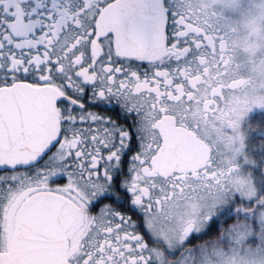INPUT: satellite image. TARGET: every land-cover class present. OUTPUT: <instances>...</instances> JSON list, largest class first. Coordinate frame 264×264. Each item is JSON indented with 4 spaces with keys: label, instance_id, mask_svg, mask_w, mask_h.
<instances>
[{
    "label": "snow or ice",
    "instance_id": "snow-or-ice-1",
    "mask_svg": "<svg viewBox=\"0 0 264 264\" xmlns=\"http://www.w3.org/2000/svg\"><path fill=\"white\" fill-rule=\"evenodd\" d=\"M228 65L190 0H0V264H43L49 246L50 264H256L246 230L230 251L192 246L219 231L201 205L233 183L264 231V193L185 139L241 83Z\"/></svg>",
    "mask_w": 264,
    "mask_h": 264
},
{
    "label": "rangeland",
    "instance_id": "rangeland-1",
    "mask_svg": "<svg viewBox=\"0 0 264 264\" xmlns=\"http://www.w3.org/2000/svg\"><path fill=\"white\" fill-rule=\"evenodd\" d=\"M220 5L222 8L224 5L227 6L226 10L222 9V11L236 29V43L241 61L249 72L254 84L253 89L256 91L250 98L246 110H243V114L238 112L233 118V123L239 128L246 126L256 113L264 114V0H221ZM260 125H257L259 131L254 127L250 129L246 126L248 130L242 131V138H233L229 142L221 143V140L212 134L202 135L204 141L215 148L213 156L215 165L219 161L229 171L234 170L231 179L242 182L256 193H264V145L256 143L258 136L264 138V123ZM233 192L236 193L235 196ZM242 195L244 194L238 190L237 184L233 183L224 193L212 196L201 205L203 209L201 220L209 216L217 219L223 212L235 217L234 222L223 232L228 239L224 243L219 241L215 243L217 253L230 251L233 247L230 241L245 230L250 233V238L240 245L245 252L255 254L258 249L264 248V231L259 227L258 215H244L245 212L251 213L255 208V200L249 202V198L244 195L242 199ZM256 199H264V196H258ZM230 227L234 228V233L229 232ZM211 252L212 250H209V254ZM221 258L227 259L217 256L210 261V264H218ZM250 258L254 259L256 264H264V255H252Z\"/></svg>",
    "mask_w": 264,
    "mask_h": 264
},
{
    "label": "flooded vegetation",
    "instance_id": "flooded-vegetation-1",
    "mask_svg": "<svg viewBox=\"0 0 264 264\" xmlns=\"http://www.w3.org/2000/svg\"><path fill=\"white\" fill-rule=\"evenodd\" d=\"M220 2L221 0H190L192 7L199 14L200 21L209 27H214L218 30H221L225 36V42L227 45V58L229 60V65L225 70L227 74L223 78L225 86L235 82H241L234 90H226V99L220 105L219 110L216 111L215 114L209 112L203 116L200 121L201 127L199 129H197L195 123H191L189 127L185 129L186 131L195 134L198 139L205 142L206 144L207 142L204 141L202 135L205 136V134H208V132L221 140V143L229 142V140L232 141L233 138H242V127H236V124L233 123V118L238 112L243 114V110L245 111L246 107L249 105L248 102L250 98H252V95L256 93V91L253 89L254 84L252 83L249 72L246 71L244 63L241 61L240 53L236 43V29L226 13L222 11V9L226 10L227 6L224 5L222 8ZM143 67L144 66H141V70H143ZM87 110L91 112H97L105 117L112 116L114 119L116 118L115 113L110 110H105L104 106L99 108L95 106H89ZM205 122H207V129L204 128ZM119 123L123 124L124 121L120 120ZM207 145L210 147L211 155L213 157L215 155V148L209 144ZM214 170H222L225 173L229 172L228 168L223 166L221 162L219 163V161L216 163V165L214 164ZM11 175L12 173L10 170L0 169V187H6L10 183ZM64 182L65 181H58L57 183L63 184ZM56 186L57 184H52V187ZM196 186L199 187L198 184ZM227 189L228 188L224 189V192ZM212 191L215 193L216 189L213 188ZM205 195L208 194L205 193ZM114 207L119 206L114 205ZM127 214L131 216L133 221L136 220L135 212H129ZM229 218L230 216L223 219L222 221H226ZM200 227L202 228L203 225H200ZM195 242L197 241H192V246L195 245ZM189 247L190 245H185L184 249L181 251H187ZM179 255L180 252H177V259L179 258ZM177 259L169 258L168 264H177Z\"/></svg>",
    "mask_w": 264,
    "mask_h": 264
},
{
    "label": "trees",
    "instance_id": "trees-1",
    "mask_svg": "<svg viewBox=\"0 0 264 264\" xmlns=\"http://www.w3.org/2000/svg\"><path fill=\"white\" fill-rule=\"evenodd\" d=\"M248 122V121H247ZM264 123V114L262 115H259V114H255V116L253 117L252 120H250V122L246 123V126L250 129H253V127L259 131V126L257 125H260V124ZM245 125L243 126L244 130H248V128L246 127ZM261 126V125H260ZM256 141V140H255ZM259 143L260 145H264V138H261L260 136H258V140L256 141V143ZM258 144V145H259ZM259 145V146H260ZM264 159V158H263ZM229 217L228 214L226 212H223V214H220L218 217H217V225H218V232L217 233H213L211 234L210 236L208 237H204V239L202 241H199V242H195V245L197 243L199 244H204L206 242H209V241H212V242H217L219 240V236L221 234H223L224 230L231 224L234 222L235 220V217L234 216H231L229 219H227L226 221H222L223 219ZM194 245V246H195Z\"/></svg>",
    "mask_w": 264,
    "mask_h": 264
},
{
    "label": "water",
    "instance_id": "water-1",
    "mask_svg": "<svg viewBox=\"0 0 264 264\" xmlns=\"http://www.w3.org/2000/svg\"><path fill=\"white\" fill-rule=\"evenodd\" d=\"M185 133H186L185 139L189 142V144L195 143L201 146L202 148L209 150L211 154V149L203 141L199 140L195 134L188 132L186 130ZM189 155H192L190 149H189ZM46 235L47 234H45V237ZM34 258L39 261H42L43 264H50V262L56 259V249L54 246H49L45 249H41Z\"/></svg>",
    "mask_w": 264,
    "mask_h": 264
}]
</instances>
